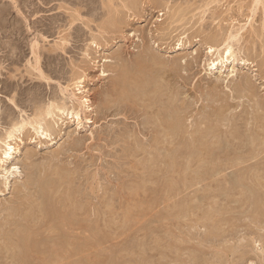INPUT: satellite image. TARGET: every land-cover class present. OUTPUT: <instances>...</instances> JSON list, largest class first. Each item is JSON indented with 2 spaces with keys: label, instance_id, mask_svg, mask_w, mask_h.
<instances>
[{
  "label": "rangeland",
  "instance_id": "rangeland-1",
  "mask_svg": "<svg viewBox=\"0 0 264 264\" xmlns=\"http://www.w3.org/2000/svg\"><path fill=\"white\" fill-rule=\"evenodd\" d=\"M70 1L76 2V0H66L65 2L64 0H0V140L4 139L6 132L11 129L9 127H11V124L15 120L18 121L22 118L23 115L25 117L30 115L31 117L35 116L38 108H47L50 103L59 104L61 100L62 101L60 104L67 103V106H70V108L74 107L73 103L75 106L78 105L77 101H71L73 99L70 97V93L66 92L65 94H63L60 88L61 86L65 87L69 84H73L74 81H77L79 77H82L84 79V84L82 85V91L84 92L81 93L82 95L84 94L90 99L91 105L90 110H86V112L82 113V119L79 122L75 116L73 117L71 115H65L61 120H58L57 115L54 117H47V120L50 119L49 122L47 121V123L53 122L52 125L54 126L53 129H51V133L53 134H51V136L39 135L32 127L25 128L26 130L24 129L22 133L18 134L19 139H16V146L19 145L18 147H20V150L18 149V151L14 153L11 160H9L7 163H5L4 165L3 163L1 164L2 166H4L3 168L0 166V173L2 172L0 179L3 177L2 175L3 173H5L4 169L6 168L8 170L11 169L12 171V167L16 165L18 166L19 171L18 172L17 169H13L14 171H16V173L14 175H11L12 178L10 177L8 185L4 184V177L3 179H1L3 181L0 180L2 182L0 183V225L2 224L1 226L3 227V225L6 224L3 229L8 227L7 224L13 225V223H15L14 227L20 225L21 221H23L21 220L23 219V214L21 213H23V211H26V207L30 205L29 201H32L29 199L36 200L38 198V200H41V197H43V192L40 187L43 183H47L46 185H53V183H56V190L61 189L60 192H64V190H66L65 195L67 199H65L64 193H61V196L60 194H57V197L60 196V200L61 198L62 200L61 202L60 200L56 201L57 204L54 203V206L57 208L56 210L58 212V215L60 213V215L62 216L59 217L60 215H56L57 218H53V220L56 221L54 223L52 219L51 221H47L49 227L52 225V228L54 227L55 229L59 230L57 231L58 234L51 233L50 231H53L55 229H51L50 227V230L48 225H46V222L45 226H43L44 228L47 226V231L46 228L44 229L41 227L40 232H38L39 237L35 236L37 239L35 237L34 238L36 240L33 239V242L38 249L30 253L29 259L25 263H22L21 261L20 264H42L40 256L45 253L46 255L53 254L54 251H61L60 253L63 254L62 256L60 254V257L58 256L59 259L57 258V264H114V262H118L117 264H162V262H166L167 264H181L183 261L184 263L182 264H196L195 257L198 255L200 256H198V259H201L200 262L202 264H211L210 262L213 260L212 257H214L215 254H217L216 256L222 255V253L224 254L225 258L223 255L222 258L224 259L218 256L220 258V261H217L219 260V258L214 257V259L217 258L215 259L217 262L212 264H221L223 262L224 264H264V215L256 212L257 216H255V213H253L255 212L254 205L249 204L248 206V204L242 202V199L245 200L244 193H241L243 192L242 190L244 187H234V184L239 185V181L242 178L244 180V177L246 178V176V179H250L252 178L251 176H253L254 178V176L256 175V179L259 177V180L261 179L260 182L262 180L264 181V179H262L264 178V174H262L264 173V0L263 2L259 3L260 6L255 2V0H216V2L209 0L212 1L211 3L208 2V0H127L128 4L127 2H123L122 0H113L114 5L111 8H104L102 5L103 0H85L87 3L84 0H77L76 3H72ZM121 2L122 6H119ZM79 3L81 6L79 5ZM117 3H119L118 7L115 6L117 5ZM129 3H131V5ZM91 4L93 5V9L90 11V8H92ZM163 4L164 7H161L163 6ZM64 7L68 8L66 9ZM75 7L81 10L83 18L82 20L76 21L74 25H72L71 29L69 24L70 13L73 12ZM113 7L116 8L114 9ZM108 8L111 11H109ZM70 9L72 10L69 11ZM89 18H92L91 22L89 23L90 27L89 25L87 26L86 24H84L89 21ZM82 21H84V23ZM117 21L120 23L118 24ZM247 22L249 23V25ZM242 24L247 29L244 27V29L241 30V37H239L240 40L239 42H236V49L239 52V60H236L235 62L228 61L224 63L225 66L222 65L223 67L221 66V64H219V66L217 65L218 67L212 68L209 64L211 62L209 61L211 60V55L209 54L208 49V43L211 40L209 39V37L211 36L210 38H212L213 35L227 36L229 30L232 29L231 27L234 26L232 30L238 29ZM58 32H60L61 34H58ZM60 36L70 37L68 38L69 41L66 43L67 49L65 46L66 50H58L57 52L49 53L48 51L51 49L52 45H55L56 41H60ZM93 38L94 41H96L95 43L92 40ZM35 40L39 41L38 43L40 45V67L45 72L44 75L46 77L44 78L38 76V70H35V68L31 66V63L34 62V55L32 53L31 45ZM239 45H241V47ZM155 58L159 59L160 61L156 60ZM139 60H141V62L143 61L144 63L141 64ZM150 61H152L153 65ZM156 63L157 65L155 66ZM143 64H147V66L149 65V67L146 68V66ZM234 65L236 67L234 74L228 76V73H230ZM135 66L137 68L139 67L138 69H142L140 78H143L142 82L144 83V85L146 84V87L148 86L146 89L148 90V92L152 93L153 97H150L151 95L148 94V92L147 96H149V99L145 95L146 92L143 94L144 97H142L143 95L135 96L131 93L130 95L133 96V99L130 96L121 95V93L118 92V94L122 98L126 96L122 99L117 94L116 90L114 92V83L116 84V82L114 81H117V79L120 77L119 74H122L130 69L131 71L129 72H133L134 70L135 72L138 71ZM160 67L162 70L159 69ZM123 68L127 69H125L124 71ZM156 69L157 73L154 72ZM151 71L153 72L152 74ZM159 71H163L161 72L163 75L160 74ZM136 73L140 72L138 71ZM145 73L146 75L149 74L150 77L152 75V78H150L149 75L146 76ZM143 74L145 75V77ZM155 75L158 77L156 78ZM75 77L77 79H75ZM153 78H155V80ZM146 79L147 82H150L149 84L146 82ZM158 80H160L161 82ZM241 81L246 83L247 86H245V84ZM164 84L166 85L165 90L169 88L170 91L168 89L166 91L163 90V88L165 87ZM240 84L244 85L246 89L243 86L242 88ZM157 86L159 88L160 86L163 88L158 89ZM71 87L73 88L74 86L71 85ZM150 88L152 89V91ZM153 89L157 90L154 91ZM160 90L161 92H159ZM162 90L165 92H163ZM171 90L176 91V93ZM167 91L169 93H166ZM108 92H110L111 95ZM77 93H80V91H78ZM156 93H161V97ZM177 93L179 95V99L177 98L178 96H176ZM112 94H114L115 96H112ZM164 94H166L165 96H167L168 94L169 98L168 96L166 97L167 108L171 106L170 108H172V111L174 113L173 117L177 120L176 122L174 121V125L177 123V126L175 125L176 128H173V130L172 128H160L159 126H155L150 123V120L152 119H150V117L155 116V114L153 115L154 111H158L159 108H164L163 111H167V108L165 107L166 100ZM170 94H173L174 96ZM139 96L140 98H142L141 100L138 99ZM145 96L149 101L145 99ZM117 97L122 99V101L119 102ZM154 97L157 98L153 99ZM126 98L128 101H124V99L126 100ZM152 99L153 101L155 100V102H152ZM55 100L56 102H54ZM112 100H114L115 102L112 103ZM133 100L135 102L137 101L138 104L142 107L139 106L137 102H132ZM169 100L174 103H169ZM145 101L148 103V105L147 103H145ZM151 103L153 105L156 104L155 106L158 107H156V109L154 110L155 107L152 106V108L151 106H149L151 105ZM180 103H182V105H180ZM132 104H135L136 107ZM176 104L180 105V112H183L184 109H187L186 111L184 110V114L181 113L178 116H175V114L177 115L176 112H179L177 108L178 105ZM137 105L139 107H137ZM174 105L175 107H173ZM144 108V111L146 112L147 110L148 114L147 112L144 113V111L142 110ZM148 108H152V110H154L152 111L153 113H151ZM175 108H177L176 111ZM181 108H183V110ZM139 109L140 113L138 112ZM185 113L190 114L186 115ZM145 115L146 117L148 116L147 118L149 119L145 118ZM180 115L184 116L181 117ZM88 116L89 119L87 120ZM202 118L203 120L205 119V121H203ZM145 119L149 121L148 124H151L152 127L146 124L147 122H145ZM182 121L184 122L183 124H181V128L178 123H182ZM142 123L146 126V128H143L145 126ZM158 129L160 130V132H158ZM177 129H179L178 132L176 131ZM196 129H199V132H202L203 134L198 133ZM201 129L203 131H201ZM166 130L168 132H166ZM151 131L156 132L154 133ZM171 131L173 135L170 134ZM193 132L195 133V135L198 133L196 137L195 135L193 136ZM152 135H154L155 138L159 139L160 142H162V140L164 141V144H160V147L163 148H160L159 150L162 153H165L162 157H157L158 160H160L159 162H157V158L153 159V157H156L155 154L154 156H152V153L156 151V146H154L156 145V141H151L153 140L151 138L154 137H152ZM213 135L215 136V138H212ZM252 136H254L255 138ZM155 138L154 140H156ZM174 138L176 139L174 140ZM193 138L196 139L193 140ZM203 139H205V141H202ZM165 140H168V142H166ZM173 140H177L176 142L178 143L175 144ZM173 142L175 145L173 144ZM188 142H190L191 145H189ZM208 142L210 145L206 144ZM140 143L143 144L141 145ZM165 143L166 149H164ZM167 143H170L169 146H172L171 144H173L174 147H169ZM218 143L219 147L217 148L215 146H217ZM13 144H15V141ZM145 144L148 145H146L145 147ZM149 144L151 146H149ZM187 144L189 145L188 150H186ZM210 146H213L215 148H210ZM132 149H134V151L136 149L135 153L137 152V155L135 153V155L132 154V152H134ZM142 149L144 152L142 151ZM176 150L178 152H176ZM189 150L190 152L187 154ZM172 151L173 153L170 154V152ZM197 151L199 153H197ZM139 152L141 153V155ZM229 152L232 154H230ZM28 154L30 155V157H28ZM130 154H132L134 157ZM177 154L179 155L177 156ZM185 154L187 156H185ZM215 154L218 157H216ZM206 155L208 159L205 158ZM143 156H145L146 158L143 159ZM173 156H175V158H173ZM199 156L202 157L198 159ZM193 157L195 158V164H193L194 161L192 163V159H190ZM203 157L205 160H202ZM219 157H221V159ZM230 157L233 158L231 159ZM172 158L174 159V162ZM153 160L155 163V167L153 166L154 163H152ZM189 160L190 163H188ZM218 162H220L221 164L219 163V165ZM138 163L140 164L137 165ZM141 163H143V165H141ZM144 163H147V165H144ZM159 163L161 171L159 167L156 169ZM164 163L165 166H163ZM149 164H151L153 168L150 167L151 169H149ZM188 164H191V167ZM142 167L143 169H139ZM57 169L59 171H57ZM152 169L153 172H149ZM173 169L175 173L173 172ZM218 170H221V172ZM145 171H147L148 173H146ZM247 171H249L250 173H252V171H255L256 173L260 172L259 174H261L262 178L258 175V173L250 174ZM51 172H53L55 175H52ZM69 172H71V174H69ZM188 173L189 175L187 177L189 179L187 180L185 177ZM209 173H211V176H209ZM197 174H200V176H198ZM61 175L63 176L62 179ZM151 175L153 178H151ZM194 175L198 176L199 178H193ZM206 175L209 176V178L206 177ZM58 177L60 178V180H63L65 177V180L59 182L60 180ZM218 177L220 179H218ZM190 178L193 179L191 180ZM246 179L244 182H246ZM69 180L73 183L71 182L72 184H70ZM170 180H172V182L174 181V184L178 185H173ZM252 180L250 179L249 181ZM25 181H29L28 183L30 185L28 186V183H26ZM66 181H68L69 183ZM168 181L170 182V184L168 183ZM176 181L178 182L176 183ZM24 182L25 184H22ZM180 182H182V185L179 184ZM215 182H217L216 184L218 186H220V183L223 182L221 188L218 187ZM139 183H141V185H139ZM187 183L189 185H187ZM253 183L254 182H251L249 183V185L256 187V190H254V195L257 196H253V194L250 192V194L253 196H251L252 199L254 197H261L262 194V196L264 197V183L262 182V185H260L259 187L258 185L255 186ZM19 185L21 188V192H24L21 193V195L23 194L26 198L19 195L20 192L18 191L20 190L19 187H17ZM25 185L28 187L27 189L25 188ZM58 185L60 186V188ZM186 185L188 188H185ZM193 185L194 187H192ZM212 185L213 187H215H211ZM68 186H70V189L67 188ZM171 186H174L173 189L177 188V191L174 190L172 192ZM64 187L67 189H65ZM169 187H171V189ZM245 187L249 188L248 185ZM29 188H33L31 193ZM132 188H135V191H133ZM234 188L235 191H233ZM68 189L71 190V198L70 191ZM206 189H209L210 192H214H207ZM179 190L185 191L180 192ZM67 191H69V193ZM138 191L139 194L135 193ZM168 191H170L169 193H171L172 195L170 194L169 196ZM32 192L34 193L32 194ZM226 192L229 194H227ZM231 193L235 194L233 195ZM27 194H29V197L26 196ZM31 194L32 196L30 197ZM130 194L134 196L132 197ZM163 194H168V197L166 195L164 196ZM206 194L208 195L206 196ZM177 195L179 196V198ZM187 195H189V199H187ZM241 195L243 197H240ZM173 197L177 202L174 203ZM225 197H227L228 199H226ZM18 198L19 200H17ZM165 198L166 202L164 201ZM255 198L254 200H257ZM69 199L70 201H68ZM181 199L184 202H182ZM26 200L29 201L27 202ZM66 200L68 203L66 202ZM78 200H81L82 202ZM162 200L167 205L171 202L170 207L169 205H166V207H164L165 203ZM219 200L220 202H218ZM214 201L216 202L214 203ZM240 201L243 204H240ZM18 202L21 204H19ZM23 202L25 205L28 203V205L25 206ZM58 202L60 203V205ZM76 202H79L80 204H78L77 206ZM248 202H251V199H248ZM181 203H184V208H181ZM16 205L18 206L16 208L19 211H15ZM63 205L65 206V208L63 207ZM82 205L84 206L81 207ZM250 205L252 206V208ZM19 206L25 209L22 211V208L19 209ZM76 206L78 207V209ZM189 206L191 207L189 208ZM222 206L224 208L226 206L225 210ZM11 207H14V209H12ZM199 207L200 209H198ZM163 208H167L168 211L167 209L165 210ZM176 208L178 209V211ZM250 208L253 211H251ZM2 209L5 211L8 210V212L10 209V212H14L13 215L15 214V217H13L10 212L9 215L8 212L5 215L6 212L3 213ZM82 209H85V211ZM126 209H128L129 211ZM220 209H223V211H220ZM69 210H71V212ZM188 210H190V212ZM17 211L19 212V214H21V217L19 216V214L16 216ZM63 211L67 212L65 213ZM73 211H75V213L79 216L78 217L75 214V216L78 218H76L75 216L73 218L75 219V222L77 220V223L80 226L73 225V227L72 224H68L70 223L69 221L71 219L68 217ZM126 211H128L129 213ZM209 211L211 213H214L215 211V213L217 212V215L220 214V217L216 216V218H224L223 221L218 219L216 220L215 217L214 219L212 218V221L205 220L211 219L206 217ZM250 211L253 213V215ZM176 212H179L180 214H175ZM182 212L186 213H184L183 215ZM188 212L192 214V216H190ZM203 213L205 214L203 215ZM163 214L166 215L164 216ZM3 215H5V217ZM193 215L194 218L195 215H197L195 218L196 220L193 218ZM9 216H12L13 220L12 217ZM197 217H199V219ZM66 218L69 221H67ZM164 218L170 219L171 221L166 220V225V221ZM175 218H178L177 221ZM180 218L183 219L180 220ZM226 218L228 219V221ZM4 219H6L7 221ZM87 219H89L90 221ZM161 219L163 221H161ZM230 219L231 222H229ZM9 220H12L14 222L10 221L9 224ZM4 221L6 223H4ZM17 221L19 223H17ZM172 221L174 223H172ZM196 221H200V224L195 223ZM209 221L211 223H209ZM219 221L221 222L219 223ZM49 222H51L52 224H50ZM176 222H178V224L183 222L184 224L182 223L183 225L180 226L176 225ZM193 223L195 224V226ZM205 223L208 226L209 230L207 226H205ZM86 224H90L89 227L92 226L94 228L90 227V229ZM170 224L174 227H172ZM230 225L232 226V228ZM1 226L0 230L2 229ZM82 226H84V228H86L88 232L84 229L86 231L85 232ZM78 227L82 228L78 229ZM211 227L212 229L214 228L215 231L217 230V233L222 231L223 233L219 235L215 231L211 230ZM226 227L228 229H231L228 233ZM176 228H180L179 231L181 232L177 231ZM234 228L237 229L234 230ZM8 229H10V226L8 227ZM99 229L103 230H100L99 232ZM42 230H44L45 232H43ZM175 230L180 233V235H174V237L173 234H177ZM93 231H95L94 234L96 233V236L93 235ZM166 231H168L169 233L171 232L170 235L173 233L171 235L172 237H168L167 234L169 233H166ZM209 231H211L210 234H208ZM47 232L50 233L48 234ZM163 233L165 234L163 236L166 237L165 241H169L165 242V244L164 242H156L157 240L159 241V238L160 236L162 237ZM230 233L232 234L230 235ZM211 234H217V236H213ZM89 235L95 237V239L91 243L94 245V248L92 247V245H90V243L82 244L84 240L90 239L92 237ZM206 235L207 237L209 235V239L212 236L210 241H207L208 238L206 237ZM218 235L220 236L219 238H221V235H229L230 238L228 237L225 240L227 241V243L229 240L230 244L227 245L226 241H222L225 238L224 236V238L222 237V240H219ZM164 237L160 240L162 241ZM170 237L172 239H170ZM173 237H179L176 239L178 244L176 243L175 239H173ZM183 238L185 239L182 241ZM214 238L219 241L215 240ZM67 239L69 241H67ZM201 239L206 240L202 241ZM185 240L192 244H190L189 246V243H187L186 241L181 246L180 241L184 242ZM199 240H201L202 242ZM63 241L65 242L63 243ZM213 241H216L217 244L215 243L216 246H213L215 245L213 244L210 247V243H214ZM162 243L164 245H162ZM168 243H172V245L166 247L168 246ZM201 243L203 244L201 245ZM176 244L178 246H176ZM218 244H220L221 246ZM224 244H226L225 246H228L229 248L233 246L232 248L235 249V251L231 252L233 251L232 248H230L231 251H229L230 249L226 247L229 251L228 252L225 249ZM63 245L67 247L65 248ZM185 246H187L188 248H186ZM199 246H201L202 248H199ZM62 247L64 248L62 249ZM172 247L178 250L174 251L175 249H173ZM189 247H192V249H190ZM56 248L59 250H57ZM79 248L80 250L77 251ZM182 248L188 250L183 251ZM168 249H171L169 250V253H167ZM193 249L197 250L194 251ZM218 249H224V252L220 251V254ZM50 250L52 251L51 253H49ZM191 250L193 251V253L195 252L194 255L193 253L188 252ZM125 251L127 253H125ZM130 251L132 252V254H130ZM197 251H200V253L203 252L204 254L201 255L200 253H197ZM42 252L43 254H41ZM175 252H177L178 255L177 253L175 254ZM164 253L171 256L172 258L167 257V255H164ZM179 253H181V256ZM196 253L198 255L195 256ZM205 253L210 254V256L213 255L212 257H209V255L205 256V258L209 257L210 259H212L210 260V262L207 261V258H204L205 260L203 259ZM227 253H229L230 255H228ZM183 254L185 255L184 257L182 256ZM192 255L195 256L194 259L188 257ZM181 257L184 260L181 259ZM173 258L178 260H173ZM6 259L7 257L3 258V260L5 261L3 263V260L1 259L2 261L0 260V264H8V259L9 261L12 260L10 258H8L7 260ZM202 259L204 261H202ZM181 260L183 261L181 262ZM199 260H196L198 264L200 263ZM185 261L187 262L185 263ZM190 261H193L194 263H190ZM14 263L15 262H13L12 264ZM54 263L55 262H50L46 264Z\"/></svg>",
  "mask_w": 264,
  "mask_h": 264
},
{
  "label": "bare ground",
  "instance_id": "bare-ground-1",
  "mask_svg": "<svg viewBox=\"0 0 264 264\" xmlns=\"http://www.w3.org/2000/svg\"><path fill=\"white\" fill-rule=\"evenodd\" d=\"M66 0H64V2H65ZM85 1V0H84ZM90 1V0H89ZM93 1V0H92ZM120 1V0H119ZM123 2H127V0H122ZM212 1H215L216 2V0H212ZM212 1H209L208 0V2H212ZM70 2H72V3H76L77 2V0H76V2H73V1H70ZM79 2V1H78ZM83 2V1H82ZM86 2V1H85ZM132 2V1H131ZM159 2V1H158ZM161 2V1H160ZM255 2L257 3V4H259V3H261V2H263V0H255ZM43 3H45V2H43ZM50 3V2H49ZM81 3V2H80ZM80 3H79V5H80ZM87 3V2H86ZM94 3V2H93ZM133 3V2H132ZM136 3V2H135ZM210 3H209V5H210ZM264 3V2H263ZM262 3V4H263ZM66 4V3H65ZM78 4V3H77ZM83 4V3H82ZM89 4V3H88ZM115 4H116V2H115ZM118 4L119 3H117V5H115V6H117L118 7ZM126 4V3H125ZM127 4H128V2H127ZM130 5H131V3H129ZM134 4V3H133ZM63 5V4H62ZM70 5V4H69ZM92 5V4H91ZM102 5H103V7L104 8H107V7H109V8H111L114 4H113V0H103V2H102ZM124 5V4H123ZM208 5V6H209ZM66 6H68V5H66ZM81 6V5H80ZM85 6V5H84ZM119 6H122V2H121V4L119 5ZM128 6V5H127ZM165 6H167V5H165ZM259 6H260V4H259ZM58 7V6H57ZM62 7V6H61ZM72 7V6H71ZM86 7V6H85ZM88 7H90V6H88ZM125 7V6H124ZM161 7H164V4H163V6H161ZM60 8V7H59ZM64 8H66V7H64ZM68 8V7H67ZM66 8V9H67ZM94 8H96V7H94ZM101 8H102V6H101ZM103 8V9H104ZM108 8V9H109ZM114 9L116 8V7H113ZM125 8H127V7H125ZM169 8V7H168ZM260 8V7H259ZM264 8V7H263ZM82 9V8H81ZM93 9V5H92V8H90V11ZM122 9V8H121ZM128 9V8H127ZM136 9V8H135ZM72 9H70L69 11H71ZM132 10V9H131ZM178 10V9H177ZM183 10V9H182ZM37 11V10H36ZM88 11V10H87ZM106 11V10H105ZM109 11H111L110 9H109ZM118 11H120V10H118ZM122 11V10H121ZM124 11V10H123ZM129 11H130V9H129ZM94 12H96V11H94ZM115 12V11H114ZM117 12V11H116ZM106 13V12H105ZM107 14V13H106ZM113 14V13H112ZM114 14H116V13H114ZM69 15V14H68ZM91 15V14H90ZM93 15V14H92ZM83 16V14H82V12H81V10L79 9V8H77V7H75L74 8V10H73V12L72 13H70V22H69V24H70V28L72 29V25H74V23L76 22V21H78V20H82V17ZM58 17V16H57ZM69 17V16H68ZM90 17V16H89ZM92 17V16H91ZM60 18V17H59ZM108 18V17H107ZM69 19V18H68ZM214 19H215V17H214ZM217 19V18H216ZM55 20H56V18H55ZM61 20V19H60ZM88 20V19H87ZM91 20H92V18H89V21H87L86 23H84V21H82L84 24H86L87 26L89 25V23L91 22ZM116 20V19H115ZM118 20V19H117ZM67 21V20H66ZM69 21V20H68ZM216 21V20H215ZM252 21H253V19H252ZM118 22V21H117ZM107 23V22H106ZM120 22H118V24H119ZM248 23V22H247ZM252 23V22H251ZM68 24V25H69ZM109 24H111V23H109ZM232 24V23H231ZM246 24V23H245ZM67 25V24H66ZM239 25V24H238ZM243 25V24H242ZM241 25V27L240 28H238V29H234V30H232L233 29V27H231L232 29H230V30H232V31H230L229 30V33H228V35L227 36H223V35H213L212 36V38H210L209 37V39H211L210 40V42L208 43V45H209V47H208V49H209V54L211 55V60H209V61H211L209 64L211 65V67L212 68H216V67H218L219 66V64H221V66L222 65H224L225 66V64L224 63H226V62H228V61H232V62H235L236 60L238 61L239 60V58H238V54H239V52L237 51V49H236V42H239V40H240V38L239 37H241L240 35H241V30L242 29H244V25L242 26ZM248 25H249V23H248ZM61 26V25H60ZM253 26V25H252ZM89 27H90V25H89ZM236 28H237V25H236ZM246 28V27H245ZM252 28V27H251ZM58 29H60V28H58ZM247 29V28H246ZM76 30V29H75ZM74 30V31H75ZM214 30V29H213ZM219 30V29H218ZM217 30V31H218ZM264 30V29H263ZM62 31V30H61ZM217 31H216V34H217ZM225 31V30H224ZM255 31V30H254ZM60 32H58V34H59ZM61 34V33H60ZM67 34V33H66ZM70 34V33H69ZM94 34V33H93ZM218 34H219V32H218ZM222 34V33H221ZM226 34V33H225ZM66 36H68V35H66ZM66 36H60L59 37V39H60V41H56V43H55V45H52V47H51V49L48 51L49 53H51V52H57L58 50H64L65 49V46H66V43L69 41L68 40V38H70V37H66ZM92 36V35H91ZM243 36V35H242ZM94 37V36H93ZM95 38H97V37H95ZM34 40V39H33ZM38 40V39H37ZM37 40H35L33 43H32V45H31V48H32V53H33V55H34V62L33 63H31V66H33V68H35V70H38V72H39V75L38 76H40V77H46L45 75H44V71L42 70V68L40 67V57H41V55H40V49H39V41H37ZM93 40V42L95 43L96 41H94V38L92 39ZM96 40V39H95ZM240 47H241V45H239ZM66 49H67V46H66ZM65 49V50H66ZM239 50V49H238ZM154 55V54H153ZM152 55V56H153ZM156 56V55H155ZM214 56H215V58H214ZM240 57V56H239ZM138 59H140V58H138ZM152 59H153V57H152ZM156 59V58H155ZM154 59V60H155ZM148 60V59H147ZM156 60H159V59H156ZM155 60V61H156ZM243 60V59H242ZM140 62H141V60H139ZM144 61H146V60H144ZM154 61V62H155ZM160 61V60H159ZM30 62V61H29ZM135 62V61H134ZM151 62V64H152V61H150ZM153 62V63H154ZM157 62V61H156ZM245 62H246V60H245ZM137 63V62H136ZM135 63V64H136ZM142 63H144L143 61L141 62V64ZM149 63V62H148ZM159 63V62H158ZM29 64V63H28ZM151 64H150V66H151ZM162 64V63H161ZM138 65V64H137ZM136 65V66H137ZM143 65H145V64H143ZM143 65H141V66H143ZM153 65V64H152ZM157 65V63L155 64V66ZM163 65V64H162ZM218 65V66H217ZM132 66V65H131ZM135 66V67H136ZM140 66V65H139ZM146 66V68L147 67H149V65L147 66V64L145 65ZM125 67V66H124ZM158 67V66H157ZM163 67V66H162ZM165 67V66H164ZM210 67V66H209ZM223 67V66H222ZM132 68V67H131ZM139 68V67H138ZM137 67H136V69H138ZM145 68V67H144ZM150 68H152V67H150ZM149 68V69H150ZM235 65L233 66V69L230 71V73H228V76H231V75H233L234 74V71H235ZM124 69V68H123ZM123 69H121V70H123ZM125 69H127V68H125ZM125 69H124V71H125ZM149 69H147V70H149ZM159 69H161V67L159 68ZM165 69V68H164ZM133 70V69H132ZM141 70L142 69H138V71L140 72V73H136V72H138V71H136L135 72V70L133 71V72H129V71H131V69L130 70H128V71H125L124 73H118L119 74V78L117 79V81H114V82H116V84L114 83V85H115V88H113L114 89V92H115V90H116V92H117V94H118V92L119 93H121V95H127V96H130L131 98H133V96H131L130 94L132 93V95L134 94L135 96H137V95H143L145 92V95L147 96V92H148V90L146 89L147 87L144 85V83L142 82V80H143V78L141 79L140 78V75L142 74L141 73ZM146 70V69H145ZM153 70V69H152ZM162 70V69H161ZM166 70V69H165ZM157 71V69L154 71V72H156ZM120 72H122V71H120ZM135 72V73H134ZM161 72H163V71H161ZM160 71H159V73L160 74H162ZM150 73V72H149ZM153 72L151 71V74H152ZM157 73V72H156ZM158 73V74H159ZM157 74V75H158ZM144 75V74H143ZM145 75H146V73H145ZM145 75H144V77H145ZM149 74H147L146 76H148ZM154 75V74H153ZM163 75V74H162ZM47 77H50V76H47ZM149 77H150V75H149ZM155 77L157 78L158 76H156L155 75ZM160 77V76H159ZM164 77V76H163ZM162 77V78H163ZM140 78V79H139ZM150 78H152V75H151V77ZM75 79H77L76 77H75ZM154 80H155V78H153ZM84 79L82 78V77H79L78 78V80L77 81H74V83L73 84H69V85H67V86H61V92H63V94H65L66 92H68V93H70V97L73 99V100H71L72 102L73 101H77V104L78 105H74V103H73V108H70V106H67V103L65 104H60L61 103V101L59 102V104H55V103H50V105L47 107V108H38L37 109V111H36V115L35 116H33V117H31V115L30 116H27V117H25L24 115L22 116V118L21 119H19L18 121L17 120H15L12 124H11V127H9V128H11V129H9L7 132H6V135H5V137H4V139L3 140H0V166L3 168L4 166H2L1 164L3 163V165L5 164V163H7L9 160H11V158L13 157V155H14V153L15 152H17L18 151V149L20 148V147H18V146H16V139H19L18 138V134L19 133H22L23 132V130L25 129V128H33L36 132H37V134H39V135H43V136H51V129H53V122L52 123H47V121L49 122V120H47V117H54V116H56L57 115V117H58V120H61L62 119V117L63 116H65V115H71V116H75L76 117V119L78 120V122L82 119V113L83 112H86V110H90L91 109V105H90V99L86 96V95H82V93L81 92H84V91H82V89H83V84H84V81H83ZM145 81V80H144ZM151 81H153V80H151ZM158 81H160V80H158ZM146 82H147V79H146ZM156 82V81H155ZM161 82V81H160ZM242 82V81H241ZM246 82V81H245ZM148 84L150 83V82H147ZM242 83H244V82H242ZM159 84H163V83H159ZM245 84V86H247L246 85V83H244ZM248 84V83H247ZM71 85H73L74 87L72 88L71 87ZM165 85V84H164ZM241 85V84H240ZM145 86V87H144ZM150 86H152V85H150ZM156 86V85H155ZM159 86V85H158ZM157 86V87H158ZM244 87V85H241V87ZM242 87V88H243ZM163 87H161L160 86V88L158 87V89H162ZM165 88H166V85H165V87L163 88V90H165ZM245 88V87H244ZM151 89V88H150ZM168 90H169V88H167ZM166 89V90H167ZM171 89V88H170ZM246 89V88H245ZM250 89V88H249ZM110 90H112V89H110ZM147 90V91H146ZM154 90V89H153ZM157 90V89H156ZM156 90H154V91H156ZM162 90V91H163ZM165 90V91H166ZM248 90V89H247ZM246 90V91H247ZM78 91H80V93H77ZM85 91H86V89H85ZM151 91H152V89H151ZM165 91H163V92H165ZM170 91V90H169ZM171 91H174V90H171ZM113 92V93H114ZM158 92V91H157ZM159 92H161V90L159 91ZM87 93V92H86ZM109 94H110V92H108ZM166 93H169L168 91L166 92ZM173 93V92H172ZM174 93H176V91H174ZM173 93V94H174ZM78 94H80V95H78ZM116 94V93H115ZM148 94H150L151 96L150 97H153V95H152V93H150V92H148ZM156 94H159V93H156ZM161 94V93H160ZM160 94H159V96H160ZM173 94H170V95H172V96H174ZM111 95V94H110ZM119 95V94H118ZM155 95V94H154ZM162 95H163V93H162ZM166 94H164V96H165ZM65 96V95H64ZM112 96H115L114 94H112ZM120 96V95H119ZM146 96H145V99L147 100V101H149L148 99H149V96H147L148 97V99L146 98ZM156 96V95H155ZM167 96H168V94H167ZM167 96H165V100H166V108H167V99H166V97ZM176 96H178L177 98L179 99V95H178V93H177V95ZM208 96H210V95H208ZM106 97V96H105ZM121 97V96H120ZM126 96H124L123 98H125ZM142 97H144V95L142 96ZM161 97V96H160ZM107 98H108V96H107ZM116 98V97H115ZM118 98V97H117ZM122 98V97H121ZM122 98V99H123ZM128 98V97H127ZM127 98H126V100L124 99V101H128L127 100ZM130 98V99H131ZM157 97H154L153 99H156ZM159 98V97H158ZM168 98H169V96H168ZM122 99H120V98H118V101L120 102V101H122ZM134 99V98H133ZM139 100H141L142 98H140V96H139V98H138ZM151 99V98H150ZM153 99L151 100L152 102H155V100L153 101ZM160 99H162V98H160ZM164 99V98H163ZM170 100H172V99H170ZM169 100V103L171 102ZM177 100V99H176ZM64 101V100H63ZM123 101V102H124ZM143 101H144V98H143ZM161 101V100H160ZM159 101V102H160ZM179 101H181V100H179ZM178 101V102H179ZM51 102V101H50ZM54 102H56V100L54 101ZM113 102H115L114 100H112V103ZM117 102V101H116ZM132 102H135L134 100L132 101ZM137 102V101H136ZM135 102V103H136ZM163 102H165V101H163ZM177 102V101H176ZM175 102V103H176ZM145 103H147L146 101H145ZM168 103V104H169ZM172 103V102H171ZM174 103V102H173ZM172 103V104H173ZM183 103V102H182ZM182 103H180V105H182ZM49 104V103H48ZM137 104H138V102H137ZM141 104V103H140ZM144 104V103H143ZM184 104V103H183ZM186 104V103H185ZM130 105H131V103H130ZM132 105H135V104H132ZM139 105V104H138ZM137 105V107H139V106H141V105H139L138 106ZM147 105H148V103H147ZM147 105H146V108H147ZM156 105V104H155ZM155 105H153L152 103H151V105H149V106H153V107H155L154 108V110L156 109V107H158V106H155ZM161 105V104H160ZM176 105H178V104H176ZM180 105H178L177 106V108H178V111H179V106ZM114 106V105H113ZM148 106V107H149ZM170 106V105H169ZM185 106V105H184ZM183 106V107H184ZM108 107V106H107ZM132 107V106H131ZM134 107V106H133ZM135 107H136V105H135ZM142 107V106H141ZM144 107V106H143ZM152 107V108H153ZM160 107V106H159ZM161 107H163V106H161ZM171 107V106H170ZM167 108V111H163L164 110V108L163 109H161V108H159L158 109V111H154V110H152V108H148L149 110H150V112L151 113H153L152 111H154V113H153V115L155 114V116H153V117H150V123H152L153 125H155V126H159L160 128H172V130H173V128H176L175 127V125L177 124H175L174 125V123L177 121L176 119H174V117H173V115H174V113H173V111H172V108ZM173 107H175V105L173 106ZM187 107V106H186ZM78 108V109H77ZM177 108H175V111H176V109ZM185 108V107H184ZM182 110H183V108H181ZM180 109V110H181ZM215 109V108H214ZM109 110V109H108ZM143 111L145 110V108L144 109H142ZM166 110V109H165ZM185 110V109H184ZM184 110H183V112H184ZM187 110V109H186ZM185 110V111H186ZM35 111V110H34ZM140 111V109L138 110V112ZM92 112V111H91ZM142 112V111H141ZM146 112H147V110H146ZM145 111H144V113H146ZM149 112V113H150ZM180 112V111H179ZM176 112L177 113V115L175 114V116H178L179 114H181V113H183V112ZM188 112V111H187ZM221 112H222V109H221ZM140 113V112H139ZM220 113V112H219ZM219 113H217V114H219ZM86 114V113H85ZM147 114H148V112H147ZM146 114V115H147ZM184 114V113H183ZM186 114V113H185ZM188 114V113H187ZM186 114V115H187ZM190 114V113H189ZM188 114V115H189ZM89 115V114H88ZM144 115V114H143ZM146 115H145V118H147L146 117ZM150 115V114H149ZM216 115V114H215ZM90 116V115H89ZM89 116H88V118H87V120L89 119ZM138 116H140V115H138ZM181 117H183L184 115H180ZM208 116V115H207ZM233 116V115H232ZM232 116H229V117H232ZM189 117V116H188ZM203 117V116H202ZM205 117H206V115H205ZM209 117V116H208ZM140 118V117H139ZM144 118V117H143ZM142 118V119H143ZM185 118H187V117H185ZM204 118V117H203ZM203 118H202V120H203ZM237 118V117H236ZM57 119V118H56ZM86 119V118H85ZM147 119H149V118H147ZM178 119V118H177ZM181 119V118H180ZM208 119V118H207ZM206 119V120H207ZM261 119V118H260ZM52 120V119H51ZM53 120H54V118H53ZM146 120V119H145ZM179 120V119H178ZM182 120H183V118H182ZM201 120V119H200ZM57 121V120H56ZM143 121V120H142ZM175 121V122H174ZM203 121H205V119L203 120ZM51 122V121H50ZM145 122H147L146 124L147 125H150L151 126V124H148V122L149 121H145ZM179 122H181V121H179ZM183 122L184 121H182V123H178L179 125H180V127L182 128V126H181V124H183ZM200 122H202V121H200ZM234 122H235V120H234ZM56 123V122H55ZM58 123V122H57ZM205 123V122H204ZM140 124V123H139ZM143 124V123H142ZM185 124V123H184ZM206 124V123H205ZM56 125V124H55ZM144 125V124H143ZM143 125H142V127H143ZM201 125V124H200ZM145 126V125H144ZM150 126H148V127H150ZM177 126V125H176ZM187 126V125H186ZM209 126H211V125H209ZM236 126V125H235ZM152 127V126H151ZM179 127V128H180ZM184 127V126H183ZM194 127V126H193ZM198 127H199V124H198ZM207 127V126H206ZM143 128H146V126L145 127H143ZM188 128V127H187ZM201 128H203V127H201ZM8 129V128H7ZM151 129H153V128H151ZM26 130V129H25ZM156 130V129H155ZM159 130V129H158ZM178 130L179 129H177L176 131L178 132ZM197 130V132L198 133H201V134H203L202 132H199L200 130L199 129H196ZM206 130V129H205ZM214 130V129H213ZM52 131H54V130H52ZM162 131V130H161ZM175 131V130H174ZM180 131H184V130H180ZM179 131V132H180ZM201 131H203L202 129H201ZM151 132H154V131H151ZM156 132V131H155ZM154 132V133H155ZM158 132H160V130L158 131ZM166 132H168L167 130H166ZM166 132H165V134H166ZM176 132V133H177ZM197 133V134H198ZM205 133V132H204ZM157 134V133H156ZM155 134V135H156ZM164 134V133H163ZM162 134V135H163ZM171 135H173L172 134V131H171V133H170ZM175 134V133H174ZM180 134V133H179ZM197 134L195 135V133L193 132V136L195 135V137L197 136ZM53 135V134H52ZM158 135V134H157ZM154 135H152V137H153ZM167 136V135H166ZM169 136V135H168ZM214 136V135H213ZM212 136V138H215V136L213 137ZM175 137V136H174ZM177 137V136H176ZM199 137V136H198ZM252 137H254V136H252ZM154 138H155V136L153 137V138H151V139H153V140H151V141H156L155 142V144L156 145H154V146H156L155 148H156V151L154 152V153H152V151H151V149H150V151H151V153H152V156H154V154H155V156L156 157H153V159L154 158H157V157H162L163 156V154L165 153V152H161L159 149L160 148H163V147H160V144H164V141L162 140V142H160V140L159 139H157V138H155L156 140H154ZM172 138V137H171ZM200 138V137H199ZM199 138H198V140H199ZM205 138V137H204ZM255 138V137H254ZM1 139V138H0ZM166 139V138H165ZM176 138H174V140H175ZM196 139V138H195ZM194 138H193V140H195ZM76 140V139H75ZM173 140V141H174ZM211 140V139H210ZM223 140V139H222ZM14 141H15V144H13L14 143ZM166 141V140H165ZM171 141V140H170ZM177 141V140H176ZM176 141H174L175 142V144H177L178 142H176ZM202 141H205V139H203ZM206 141H208V140H206ZM166 142H168V140L166 141ZM174 142H173V144H174ZM187 142V141H186ZM198 142V141H197ZM200 142V141H199ZM213 142V141H212ZM212 142H210V143H212ZM214 142H216V141H214ZM220 142V141H219ZM189 143V145H191V143L190 142H188ZM193 143H196V142H193ZM229 143V142H228ZM139 144V143H138ZM141 144V143H140ZM143 144V143H142ZM141 144V145H142ZM169 144L170 143H167V145L169 146ZM173 144H171L172 146H173ZM174 144V145H175ZM184 144V143H183ZM198 144V143H197ZM204 144V143H203ZM206 144H209V142L208 143H206ZM140 145V146H141ZM146 145H148V144H145V147H146ZM188 144H187V149L186 150H188V146H189ZM201 145H202V142H201ZM210 145V144H209ZM209 145H207V146H209ZM212 145H214V144H212ZM149 146H151L150 144H149ZM149 146H147V147H149ZM165 147H164V149H166V143H165V145H164ZM172 146H169V147H171L172 148ZM183 146H186V145H183ZM152 147H153V144H152ZM151 147V148H152ZM174 147V146H173ZM195 147H197V146H195ZM194 147V148H195ZM200 147V146H199ZM202 147V146H201ZM213 146H210V148H212ZM215 147H219V143H218V145L217 146H215ZM215 147H213V148H215ZM137 148H139V147H137ZM142 148H144V147H142ZM168 148V147H167ZM170 148V149H171ZM178 148V147H177ZM190 148V147H189ZM205 148V147H204ZM209 148V147H208ZM144 149H146V148H144ZM198 149V148H197ZM220 149V148H219ZM20 150V149H19ZM133 151H134V149H132ZM146 150H148V149H146ZM154 150V149H153ZM168 150V149H167ZM166 150V151H167ZM179 150H180V148H179ZM199 150V149H198ZM202 150V149H201ZM227 150V149H226ZM135 151H136V149H135ZM135 151L134 152H132V154H134L135 153ZM137 151H139V150H137ZM142 151H143V149H142ZM170 151V150H169ZM168 151V152H169ZM203 151V150H202ZM210 151V150H209ZM208 151V152H209ZM130 152V153H131ZM144 152V151H143ZM142 152V153H143ZM148 152V151H147ZM176 152H178L177 150H176ZM181 152H182V150H181ZM187 152V151H186ZM190 152V150L187 152V154ZM193 152V151H192ZM140 153V152H139ZM157 153V154H156ZM173 153V151L172 152H170V154H172ZM175 153V152H174ZM180 153V152H179ZM185 153V152H184ZM197 153H199L198 151H197ZM206 153V152H205ZM230 153V152H229ZM239 153V152H238ZM132 154H130V155H132ZM136 155H137V152L135 153ZM134 154V155H135ZM144 154V153H143ZM194 154V153H193ZM202 154H204V153H202ZM226 154V153H225ZM224 154V155H225ZM230 154H232V153H230ZM240 154V153H239ZM29 155V154H28ZM139 155V154H138ZM140 155H141V153H140ZM139 155V156H140ZM146 155V154H145ZM179 154H177V156H178ZM196 155V154H195ZM216 155V154H215ZM133 156V155H132ZM165 156V155H164ZM176 156V157H177ZM185 156H187L186 154H185ZM190 156H191V154H190ZM28 157H30V155L28 156ZM27 157V158H28ZM134 157V156H133ZM136 157V156H135ZM144 158L143 159H145L146 157L145 156H143ZM181 157V156H180ZM182 157H184V156H182ZM195 157V156H194ZM193 157V158H194ZM196 157H198V156H196ZM202 157V156H201ZM200 156H199V158L198 159H200L201 158ZM216 157H218L217 155H216ZM166 158V157H165ZM173 158H175V156H173ZM172 158V159H173ZM193 158H190V159H192L191 160V162L193 163V161L195 160V158L193 159ZM205 158H207L208 159V157H207V155L205 156ZM220 159H221V157H219ZM226 158V157H225ZM231 158V157H230ZM229 158V159H230ZM233 158V157H232ZM231 158V159H232ZM235 158H236V156H235ZM150 159V158H149ZM163 159V158H162ZM167 159V158H166ZM165 159V160H166ZM171 159V160H172ZM179 159V158H178ZM183 159H186V158H183ZM197 159V158H196ZM197 159V160H198ZM204 159V157L202 158V160ZM228 159V160H229ZM142 160V159H141ZM156 160V159H155ZM157 160H158V158H157ZM156 160V161H157ZM181 160H182V158H181ZM196 160V161H197ZM205 160V159H204ZM212 160V159H211ZM225 160V159H224ZM145 161V160H144ZM160 160H158L157 162H159ZM162 161V160H161ZM169 161H170V157H169ZM180 161V160H179ZM199 161V160H198ZM222 161V160H221ZM227 161V160H226ZM142 162V161H141ZM163 162V161H162ZM168 162V161H167ZM173 162H174V159H173ZM175 162H177V161H175ZM182 162H183V160H182ZM207 162V161H206ZM152 163H154V160L152 161ZM151 163V164H152ZM169 163V162H168ZM179 163V162H178ZM177 163V164H178ZM188 163H190V160H189V162ZM196 162L194 161V163L193 164H195ZM201 163V162H200ZM220 162H218V164H219ZM226 163H228V162H226ZM230 163H231V161H230ZM233 163V162H232ZM14 164H16V163H14ZM140 163H138L137 165H139ZM151 164H149L150 166H148V168L149 169H151L150 167H152L153 168V166L155 167V163L153 164V166H151ZM171 164V163H170ZM175 164V163H174ZM180 164V163H179ZM198 164V163H197ZM221 164V163H220ZM219 164V165H220ZM141 165H143V163H141ZM144 165H147V163L145 164L144 163ZM169 165V164H168ZM167 165V166H168ZM189 165V164H188ZM191 165V164H190ZM189 165V166H190ZM200 165V164H199ZM204 165H206V164H204ZM214 165V164H213ZM12 166V165H11ZM163 166H165V163H164V165ZM218 166V165H217ZM5 167H6V165H5ZM136 167V166H135ZM139 167H141V166H139ZM143 167H145V166H143ZM143 167L142 168H139V169H143ZM159 167V169H160V163H159V165H157V167H156V169ZM175 167V166H174ZM185 167V166H184ZM191 167V166H190ZM194 167V166H193ZM212 167V166H211ZM215 167H216V164H215ZM228 167V166H227ZM13 169H17V171H18V166H16V165H14V167H12ZM166 168H168V167H166ZM205 168H206V166H205ZM10 169V168H9ZM12 169V171H11V169L10 170H8L7 168L6 169H4L5 171V173H3V177H4V180L5 181H3V180H1V179H3V177L0 179L1 181H3L4 182V184H6V185H8L9 184V180H10V177H11V175H14L15 173H16V171H14ZM59 169V168H58ZM57 169V171H59ZM137 169V168H136ZM148 169V170H149ZM158 169V170H159ZM165 169V168H164ZM175 169V168H174ZM174 169H173V172H174ZM186 169V168H185ZM191 169V168H190ZM214 169H216V168H214ZM144 170H146V169H144ZM163 170V169H162ZM204 170V169H203ZM213 170V169H212ZM257 170V169H256ZM264 170V169H263ZM55 171V170H54ZM53 171V172H54ZM155 171V170H154ZM160 171H161V169H160ZM166 171H168V170H166ZM190 171V170H189ZM196 171H198V170H196ZM207 171H209V170H207ZM214 171V170H213ZM218 171H220L221 172V170H218ZM244 171V170H243ZM261 171V170H260ZM19 172V171H18ZM53 172H51V174L53 175L54 173ZM146 173H148L147 171H145ZM149 172H153V169L151 170V171H149ZM164 172V171H163ZM245 172H246V170H245ZM247 172H249V171H247ZM2 173V172H1ZM1 173H0V177H1ZM34 173V172H33ZM56 173V172H55ZM59 173V172H58ZM175 173V172H174ZM199 173V172H198ZM213 173V172H212ZM237 173H240V172H237ZM250 173V172H249ZM254 173H256L255 171L253 172L252 171V173H250V174H254ZM258 173V175L262 178V176H261V174H259L260 172H257ZM256 173V174H257ZM61 174V173H60ZM63 174V173H62ZM67 174V173H66ZM69 174H71V172H69ZM152 174V173H151ZM166 174V173H165ZM167 174H168V172H167ZM194 174V173H193ZM202 174V173H201ZM207 174V173H206ZM211 173H209V176H211L210 175ZM219 174V173H218ZM248 174V173H247ZM249 174V175H250ZM262 174H264V173H262ZM51 175V176H52ZM55 175V174H54ZM57 175V174H56ZM72 175H73V172H72ZM71 175V176H72ZM153 175V174H152ZM152 175H151V178H153L152 177ZM189 175V173L186 175V179L188 180L189 178L187 177ZM196 175V174H195ZM194 175V176H195ZM198 175V174H197ZM208 175V174H207ZM206 175V177H208L209 178V176H207ZM213 175V174H212ZM239 175H241V174H239ZM36 176V175H35ZM58 176V175H57ZM154 176V175H153ZM169 176V175H168ZM191 176V175H190ZM189 176V177H190ZM193 176V178H196V177H198V176H200V174L198 175V176H195L194 177ZM203 176V175H202ZM238 176V175H237ZM251 176V175H250ZM34 177V176H33ZM40 177V176H39ZM43 177V176H42ZM65 177H67V176H65ZM65 177H64V179L63 180H65ZM173 177V176H172ZM214 177V176H213ZM252 178H253V176H251ZM256 177V175L254 176V178H253V180H252V178H250L252 181H249L250 179H246L247 178V176H246V178L244 177V180H243V178L239 181V185H236V184H234V187H236V188H238L239 186H240V188H242V187H244L243 188V192H241V193H244V198H245V200L244 199H242V202L244 203H246V204H248V206H249V204H251V205H254V211L255 212H253V213H255V216H257V214H256V212L257 213H259V214H263L264 215V197L261 195V197L259 196V197H257V198H255L257 195H254V190H256L255 188L256 187H254V186H251V185H249V183H251V182H254L253 184L255 185V186H257L258 185V187L260 186V185H262L261 183L263 182L264 183V181L262 180L261 182H260V180H259V177L256 179L255 178ZM264 177V176H263ZM12 178V177H11ZM32 178V177H31ZM36 178V177H35ZM41 178V177H40ZM59 178V177H58ZM63 178V176L61 175V179ZM69 178V177H68ZM67 178V179H68ZM150 178V177H149ZM175 178V177H174ZM192 178V179H193ZM199 178V177H198ZM207 178V179H208ZM211 178V177H210ZM38 179V178H37ZM54 179V178H53ZM70 179H71V177H70ZM148 179V178H147ZM178 179H180V178H178ZM191 179V178H190ZM191 179V180H192ZM218 179H220L219 177H218ZM245 179H246V182H244L245 181ZM262 179H264V178H262ZM34 180V179H33ZM59 180H60V178H59ZM58 180V181H59ZM63 180H60L59 182H62ZM200 180H201V178H200ZM206 180V179H205ZM221 180H222V178H221ZM0 181V183H2ZM35 181V180H34ZM38 181V180H37ZM40 181H41V179H40ZM51 181V180H50ZM70 181V180H69ZM171 181V183L173 184V185H178V184H174V181L172 182V180H170ZM179 181V180H178ZM178 181H176V183L178 182ZM180 181H182V180H180ZM190 181V180H189ZM188 181V182H189ZM196 181V180H195ZM203 181H204V179H203ZM26 183H28L27 181H25ZM25 182L24 183H22V184H25ZM32 182V181H31ZM66 182H68V181H66ZM72 181H70V184H72L71 183ZM187 182V181H186ZM219 182V181H218ZM36 183V182H35ZM52 183V182H51ZM69 183V182H68ZM168 183L170 184V182L168 181ZM182 182H180L179 184H181ZM190 183V182H189ZM217 182H215V184H216ZM223 183V182H222ZM222 183H220V186H218L217 184V186L218 187H220L221 188V185H222ZM37 184H39V183H37ZM47 184V183H46ZM46 184H42L40 187H41V189H42V192H43V197H41V196H39V197H41V200H38V198L35 200V199H29V198H27V199H29V200H32L31 202L29 201V200H26L27 202L29 201V203H30V205H28V203L26 204V205H28V207H26V211H23L24 209L21 207V206H19L20 208L19 209H21L22 211H23V213H21V214H23V216H22V218L23 219H21V220H23V221H21V223H20V225H17L16 227H14V225H15V223H13V225H8L7 224V226L9 227L10 226V229H8V227H6L5 229H3L4 227H5V225H3V227H2V229L0 230V260L2 259L3 260V258H6L7 257V259L8 258H10V259H12V260H10V261H12V262H10L9 261V259H8V261H7V263L9 264V263H13V262H15L14 264H16V263H18V264H20V262L22 261V263L24 262H26L28 259H29V256H30V253L32 252V251H35L36 249H38V248H36V245L34 244V242H33V239H35L36 237L35 236H37V237H39V233L38 232H40V228L42 227V228H44V226H45V223L49 220V221H51V219L53 220V218L54 217H56V215H58V212H57V208L54 206V203H56V201H58V200H60V196H61V193H64V195H65V192H66V190H64V192H60V190H56V188H57V186H56V183L54 184L53 183V185H46ZM58 184V183H57ZM61 184V183H60ZM63 184V183H62ZM138 184V183H137ZM195 184V183H194ZM209 184H212V183H209ZM219 184V183H218ZM242 184H244V185H242ZM30 184L28 183V186H29ZM139 185H141V183H139ZM182 185V184H181ZM187 185H189L188 183H187ZM187 185H186V187L185 188H188L187 187ZM236 185V186H235ZM249 186V188H247V187H245V186ZM5 186V185H4ZM24 186V185H23ZM26 186V185H25ZM32 186V185H31ZM59 186V185H58ZM64 186H66V185H64ZM134 186H136V185H134ZM238 186V187H237ZM17 187H19V190L21 189L20 188V185L19 186H17ZM70 186H68L67 188H69ZM143 187V186H142ZM172 187V186H171ZM171 187H169L170 189H171ZM174 187V186H173ZM173 187H172V192L175 190V191H177L176 189H173ZM192 187H194V185L192 186ZM191 187V188H192ZM211 187H213V185L211 186ZM215 187V186H214ZM213 187V188H214ZM233 187V186H232ZM231 187V188H232ZM263 187V186H262ZM1 188V187H0ZM6 188V187H5ZM22 188H24V187H22ZM26 189L28 188L27 186L25 187ZM36 188V187H35ZM59 188H60V186H59ZM63 188V187H62ZM65 188V187H64ZM67 188H65V189H67ZM73 188V187H72ZM180 188H183V187H180ZM18 189V188H17ZM32 189L33 188H29V190H30V193H31V191H32ZM70 189V188H69ZM68 189V190H69ZM133 189V188H132ZM225 189V188H224ZM233 189V188H232ZM245 189V190H244ZM25 190V189H24ZM28 190V191H29ZM186 190V189H185ZM185 190H179L180 192H183V191H185ZM207 190V189H206ZM263 190V189H262ZM261 190V191H262ZM16 191H18V190H16ZM34 191V190H33ZM37 191H39V190H37ZM70 191V198H71V190H69ZM69 191H67L68 193H69ZM77 191V190H76ZM133 191H135V188L133 189ZM209 191V189L207 190V192ZM233 191H235V188H234V190ZM239 191V190H238ZM18 192H20V194L19 195H21V193H24L23 191L21 192V190L20 191H18ZM35 192H36V190H35ZM74 192V191H73ZM72 192V193H73ZM170 191H168V193H169ZM179 192V193H180ZM210 192V191H209ZM214 192V191H213ZM213 192H210V193H213ZM218 192V191H217ZM250 192L253 194V196H255L254 198L255 199H257V200H254V198L252 199V195L250 194ZM28 193V192H27ZM34 192H32V194H33ZM135 193H138L139 194V191L138 192H135ZM206 193V192H205ZM216 193V192H215ZM214 193V194H215ZM227 193V192H226ZM26 194V193H25ZM32 194L30 195V197L32 196ZM57 194H60V196L59 197H57ZM132 194H134V193H132ZM137 194V195H138ZM170 194L171 193H169V196H170ZM173 194H175V193H173ZM209 194V193H208ZM208 194H206V196L208 195ZM220 194V193H219ZM227 194H229V193H227ZM231 194H233V193H231ZM235 194V193H234ZM233 194V195H234ZM29 194H27L26 196H28ZM36 195V194H35ZM131 195V194H130ZM136 195V194H135ZM164 196L166 195H168V194H163ZM172 195V194H171ZM233 195H231V196H233ZM236 195H237V193H236ZM24 197V195L22 194L21 195V197ZM77 196V195H76ZM132 196V195H131ZM134 196V195H133ZM132 196V197H133ZM178 196V195H177ZM189 195H187V197H188ZM216 196H217V194H216ZM252 196V197H251ZM20 197V198H21ZM29 197V196H28ZM37 197V196H36ZM74 197H75V195H74ZM79 197V196H78ZM131 197V198H132ZM168 197V196H167ZM174 197H175V195H174ZM173 197V198H174ZM181 197V196H180ZM214 197V196H213ZM219 197H220V195H219ZM240 197H243L242 195L240 196ZM262 197H263V199H262ZM24 198H26V197H24ZM33 198V197H32ZM34 198H35V196H34ZM69 198V197H68ZM72 198H73V196H72ZM163 198V197H162ZM161 198V199H162ZM178 198H179V196H178ZM183 198V197H182ZM193 198V197H192ZM226 199H228L227 197H225ZM237 198V197H236ZM259 198V199H258ZM65 199H67L66 198V195H65ZM185 199H186V197H185ZM187 199H189V197L187 198ZM191 199V198H190ZM218 199V198H217ZM232 199V198H231ZM248 199L250 200L251 199V202H248ZM17 200H19V198L17 199ZM22 200V199H21ZM61 200H62V198H61ZM61 200H60V202H61ZM72 200V199H71ZM169 200H170V198H169ZM216 200V199H215ZM237 200V199H236ZM240 200V199H239ZM244 200V201H243ZM254 200V201H253ZM23 201V200H22ZM21 201V202H22ZM68 201H70V199L68 200ZM75 201V200H74ZM78 201H81V200H78ZM140 201V200H139ZM163 201V200H162ZM164 201L166 202V198L164 199ZM163 201V202H164ZM181 201H182V199H181ZM185 201H188V200H185ZM190 201V200H189ZM217 201V200H216ZM216 201H214V203L216 202ZM226 201V200H225ZM238 201V200H237ZM66 202H67V200H66ZM65 202V203H66ZM82 202V201H81ZM109 202V201H108ZM107 202V203H108ZM132 202V201H131ZM138 202V201H137ZM143 202V201H142ZM160 202V201H159ZM164 202V203H165ZM167 202H168V200H167ZM175 202H177V201H175V198H174V203ZM180 202V201H179ZM178 202V203H179ZM182 202H184V201H182ZM218 202H220V200L218 201ZM217 202V203H218ZM239 202V201H238ZM19 203V202H18ZM59 203V202H58ZM63 203V202H62ZM61 203V204H62ZM68 203V202H67ZM73 203V202H72ZM71 203V204H72ZM129 203V202H128ZM136 203V202H135ZM139 203V202H138ZM177 203V204H178ZM185 203H187V202H185ZM188 203H190V202H188ZM193 203V202H192ZM201 203H204V202H201ZM200 203V204H201ZM243 203H241V201H240V204H243ZM19 204H21V203H19ZM18 204V205H19ZM23 204H24V202H23ZM57 204V203H56ZM76 204H77V206H78V204H80L79 202L77 203L76 202ZM127 204V203H126ZM132 204V203H131ZM130 204V205H131ZM144 204V203H143ZM147 204V203H146ZM145 204V205H146ZM159 204H161V203H159ZM170 204H171V202H170ZM170 204H168L169 205V207H170ZM182 204V203H181ZM184 204V203H183ZM183 204L181 205V208H184V206H183ZM226 204V203H225ZM25 205V204H24ZM23 205V206H24ZM25 205V206H26ZM59 205H60V203H59ZM65 205H67V204H65ZM69 205V204H68ZM87 205V204H86ZM129 205V204H128ZM164 205V204H163ZM166 203H165V205H164V207H166ZM167 205V206H168ZM185 205H188V204H185ZM215 205V204H214ZM236 205H237V203H236ZM250 205V206H251ZM24 206V207H25ZM71 206H74V205H71ZM76 206V207H77ZM84 205H82L81 207H83ZM135 206H137V205H135ZM143 206V205H142ZM162 206V205H161ZM180 206V205H179ZM194 206V205H193ZM200 206V205H199ZM220 206V205H219ZM224 206V205H223ZM222 206V207H223ZM243 206V205H242ZM244 206H245V204H244ZM16 207H18L17 205L15 206V208ZM58 207V206H57ZM63 207L65 208V206L63 205ZM62 207V208H63ZM76 207H74V208H76ZM127 207V206H126ZM163 207V206H162ZM169 207H167V208H169ZM174 207V206H173ZM178 207V206H177ZM185 207H187V206H185ZM191 206H189V208H190ZM195 207V206H194ZM213 207H215V206H213ZM232 207V206H231ZM5 208H7V207H5ZM12 209H14V207H11ZM59 208H60V206H59ZM58 208V209H59ZM68 208V207H67ZM109 208H111V207H109ZM166 208V209H167ZM188 208V209H189ZM224 208V207H223ZM225 208H226V206H225ZM225 208H224V210H225ZM228 208V207H227ZM234 208V207H233ZM251 208H252V206H251ZM250 208V209H251ZM4 209V208H3ZM2 209V210H3ZM77 209H78V207H77ZM76 209V210H77ZM129 209V208H128ZM128 209H126V210H128ZM163 209H165V208H163ZM165 209V210H166ZM177 209V208H176ZM198 209H200V207L198 208ZM241 209V208H240ZM245 209V208H244ZM2 210H1V212H2ZM16 210H18L17 208L15 209V211ZM65 210V209H64ZM68 210V209H67ZM73 210V209H72ZM79 210H80V208H79ZM82 210H84L85 211V209H82ZM81 210V211H82ZM103 210V209H102ZM172 210V209H171ZM187 210V209H186ZM193 210V209H192ZM228 210V209H227ZM230 210H231V208H230ZM249 210V209H248ZM248 210H247V212H248ZM14 211V210H13ZM19 211V210H18ZM17 211V212H18ZM21 211V212H22ZM70 212H71V210H69ZM83 211V212H84ZM87 211H88V209H87ZM110 211V210H109ZM129 211V210H128ZM128 211H126V212H128ZM161 211H162V209H161ZM164 211V210H163ZM167 211H168V209H167ZM173 211V210H172ZM177 211H178V209H177ZM181 211H182V209H181ZM189 212H190V210H188ZM204 211V210H203ZM212 211V210H211ZM217 211V210H216ZM220 211H223V209L221 210L220 209ZM251 211H253L252 209H251ZM250 211V212H251ZM4 212H6L5 213V215L7 214V212H8V210L7 211H5V210H3V213ZM9 212H10V209H9ZM9 212H8V215H9ZM16 212V216L19 214V212L17 213ZM60 212V211H59ZM63 212H67V211H63ZM63 212H62V214H63ZM80 212V211H79ZM102 212V211H101ZM179 212H180V210H179ZM179 212H176L175 214H180ZM188 212V213H189ZM227 212V211H226ZM246 212V211H245ZM249 212V213H250ZM11 214H12V216L13 217H15L14 215H13V213L12 212H10ZM64 213V214H65ZM85 213H87V212H85ZM103 213V212H102ZM129 213V212H128ZM164 213V212H163ZM172 213V212H171ZM183 213V212H182ZM184 213H186V212H184ZM184 213H183V215H184ZM193 213V212H192ZM205 213H207V212H205ZM205 213H203V215L205 214ZM234 213V212H233ZM252 213V212H251ZM250 213V214H251ZM253 213H252V215H253ZM21 214H19V216L21 215ZM70 214V213H69ZM75 211H73L72 213H71V217L69 216L68 218H71L70 219V221L66 218V220L67 221H69L70 223H68L69 225H71L72 224V226L74 225H76V226H80L78 223H77V220H76V222L74 221L75 219L73 218L74 216H75ZM161 214H162V212H161ZM175 214H173V215H175ZM190 214V213H189ZM258 214V215H259ZM5 215H3L4 217H5ZM59 215H60V213H59ZM58 215V216H59ZM66 215H68V214H66ZM65 215V216H66ZM77 215V214H76ZM81 215V214H80ZM87 215V214H86ZM164 215V214H163ZM162 215V216H163ZM166 215V214H165ZM164 215V216H165ZM172 215V214H171ZM197 215H199V214H197ZM197 215H195V218H196V216ZM201 215V214H200ZM220 214H218L217 215V212L215 213V211H214V213H211L210 211H209V213L206 215V217L207 218H211V219H205V220H211L212 221V218L214 219V217L216 218V216H219ZM229 215V214H228ZM232 215V214H231ZM249 215V214H248ZM12 216H9V217H12ZM62 215H60L59 217H61ZM78 216V215H77ZM89 216V215H88ZM128 216V215H127ZM161 216V217H162ZM169 216V215H168ZM175 216H177V215H175ZM186 216V215H185ZM190 216H192V214H190ZM189 216V217H190ZM261 216V215H260ZM8 217V218H9ZM13 217H12V220H13ZM21 217V216H20ZM19 217V218H20ZM58 217V218H59ZM76 217V216H75ZM79 217V216H78ZM78 217H76V218H78ZM109 217V216H108ZM172 217V216H171ZM181 217H182V215H181ZM200 217V216H199ZM199 217H197L198 219H199ZM202 217V216H201ZM220 217V216H219ZM223 217V216H222ZM249 217V216H248ZM251 217V216H250ZM262 217V216H261ZM6 218H7V216H6ZM18 218V217H17ZM16 218V219H17ZM57 218V217H56ZM84 218V217H83ZM87 218V217H86ZM166 218V217H165ZM164 218V219H165ZM170 218V217H169ZM184 218V217H183ZM183 218H180V220H182ZM188 218V217H187ZM193 218H194V215H193ZM194 218V219H195ZM258 218V217H257ZM176 219V218H175ZM178 219V218H177ZM177 219H176V221H177ZM190 219H192V218H190ZM194 219H193V221H194ZM218 218H216V220H217ZM223 219L224 218H220V219H218V220H221V221H223ZM227 219V218H226ZM226 219H225V221H226ZM256 219V218H255ZM260 219V218H259ZM4 220H6V219H4ZM12 220H9L8 221V223L10 222V221H12ZM18 220V219H17ZM57 220V219H56ZM64 220H65V218H64ZM87 220H89V219H87ZM169 221L170 219H165V221ZM173 220V219H172ZM196 220V219H195ZM216 220H215V222H216ZM258 220V219H257ZM7 221V220H6ZM19 221V220H18ZM17 221V223H19ZM61 221H62V218H61ZM90 221V220H89ZM97 221V220H96ZM161 221H163L162 219H161ZM167 221H166V225H167ZM171 221V220H170ZM175 221V220H174ZM204 221V220H203ZM207 221H205V222H207ZM221 221H219V223L221 222ZM227 221H228V219H227ZM254 221V220H253ZM262 221V220H261ZM12 222H14V221H12ZM15 222H16V220H15ZM54 222H56V221H54L53 220V223ZM59 222V221H58ZM66 222V221H65ZM79 222H81V221H79ZM83 222V221H82ZM110 222H111V220H110ZM178 222H179V220H178ZM178 222H176L175 224L176 225H183L184 223V221L182 222V223H180V224H178ZM200 222V221H199ZM198 221H196L195 223H199ZM229 222H231V219H230V221ZM255 222V221H254ZM258 222V221H257ZM4 223H6L5 221H4ZM3 223V224H4ZM50 224H52L51 222H49ZM86 223V222H85ZM172 223H174L173 221H172ZM186 223V222H185ZM188 223V222H187ZM209 223H211L210 221H209ZM213 223H214V220H213ZM225 223V222H224ZM10 224V223H9ZM163 224V223H162ZM190 224H192V223H190ZM194 224V223H193ZM200 224V223H199ZM222 224V223H221ZM228 224V223H227ZM234 224V223H233ZM44 225V226H43ZM46 225H48V222H47V224ZM82 225V224H81ZM86 225H88V224H86ZM90 225V224H89ZM89 225H88V227H89ZM106 225V224H105ZM161 225V224H160ZM171 225V224H170ZM174 225V224H173ZM176 225H175V227H176ZM208 225H210V224H208ZM212 225V224H211ZM11 226H13V227H11ZM64 226H66V225H64ZM68 226V225H67ZM73 226V227H74ZM96 226H97V224H96ZM108 226V225H107ZM162 226V225H161ZM165 226V225H164ZM172 226V225H171ZM179 226V227H180ZM194 226H195V224H194ZM198 226V225H197ZM205 226H207L206 225V223H205ZM216 226H218V225H216ZM231 226V225H230ZM229 226V227H230ZM47 227V226H46ZM45 227V228H46ZM48 227H49V225H48ZM51 227V229H53L52 228V225L50 226ZM50 227H49V229H50ZM83 227V230L85 229L86 230V228H84V226H82ZM81 227V228H82ZM91 228H94V227H92V226H90ZM89 227V228H90ZM168 227H170V226H168ZM167 227V228H168ZM172 227H174V226H172ZM178 227V226H177ZM184 227H185V225H184ZM201 227V226H200ZM236 227H237V225H236ZM44 228V229H45ZM61 228V227H60ZM75 228H77V227H75ZM81 228H79L78 227V229H81ZM90 228V229H91ZM98 228V227H97ZM100 228V227H99ZM163 228V227H162ZM181 228V227H180ZM179 228V229H180ZM182 228H183V226H182ZM207 228H208V226H207ZM216 228V227H215ZM223 228V227H222ZM227 228V227H226ZM231 228H232V226H231ZM50 229V230H51ZM55 229V228H54ZM64 229V228H63ZM62 229V230H63ZM69 229V228H68ZM70 229H72V228H70ZM170 229H172V228H170ZM169 229V230H170ZM177 229V231H179V229L178 228H176ZM185 229V228H184ZM197 229V228H196ZM211 230H213V231H215V229L213 228L212 229V227L210 228ZM218 229V228H217ZM220 229V228H219ZM235 229H237V228H234V230ZM50 230H48V231H50ZM56 230V231H55ZM55 230H53V231H55V232H53V231H50L51 233H57L58 234V232L57 231H59L58 229H55ZM72 230H74V229H72ZM84 230V231H85ZM96 230V229H95ZM100 230H103V229H99L98 231L100 232ZM104 230H106V229H104ZM208 230H209V228H208ZM208 230H207V232H208ZM221 230V229H220ZM224 230H225V227H224ZM229 230H231V229H228L227 228V233L229 232ZM233 230V229H232ZM43 232H45L44 230H42ZM46 231H47V228H46ZM75 231H76V229H75ZM87 231V230H86ZM85 231V232H86ZM162 231V230H161ZM171 231V230H170ZM176 231V230H175ZM174 231V232H175ZM176 231V232H177ZM185 231H187V230H185ZM184 231V232H185ZM217 231V230H216ZM215 231V232H216ZM219 231V230H218ZM222 231V230H221ZM42 232V233H43ZM49 232V233H50ZM82 232V231H81ZM84 232V233H85ZM88 232V231H87ZM91 232V231H90ZM89 232V233H90ZM94 232L95 231H93V235L94 236H96L95 234H94ZM105 232V231H104ZM168 231H166V233H167ZM172 232V231H171ZM170 232V233H171ZM179 232H181V231H179ZM189 232V231H188ZM210 232L211 231H209V233L208 234H210ZM233 232V231H232ZM48 233V232H47ZM48 233V234H49ZM67 233V232H66ZM69 233H72V232H69ZM83 233V232H82ZM92 233V232H91ZM162 233V232H161ZM161 233H160V235H161ZM164 233H165V231H164ZM162 234V237L160 236V238H159V241L157 240L156 242H164V244H165V242H168L169 240H167V241H165V239H166V237H164L163 235H165V234ZM169 233V232H168ZM170 233L169 234H167L168 235V237L169 236H171L170 235ZM190 233H191V228H190ZM217 233V232H216ZM221 233H223V231L222 232H218L217 234H221ZM38 234V235H37ZM73 234H74V232H73ZM78 234V233H77ZM86 234V233H85ZM97 234H98V232H97ZM106 234V233H105ZM178 234L180 235V233H178L177 232V234L175 233V234H173V236L174 235H176V236H178ZM182 234V233H181ZM215 234V233H214ZM214 234H211V235H213V236H217V234L216 235H214ZM232 233H230V235H231ZM44 235V234H43ZM52 235V234H51ZM67 235V234H66ZM166 235V236H167ZM218 235V238L220 237ZM226 235V234H225ZM53 236V235H52ZM72 236V235H71ZM75 236V235H74ZM89 236H92V235H89ZM94 236H92L90 239H86V238H84V239H86V240H84V242H82V244H89L90 243V245H92V247L94 246L93 244H91L92 242H93V240L95 239V237ZM203 236H205V235H203ZM224 235H221V238H219V240H222V237H223ZM35 237V238H34ZM105 237V236H104ZM164 237V239H162V241L160 240L161 238H163ZM172 237V236H171ZM170 237V239H172ZM175 237V236H174ZM173 237V239H175V241H176V239L177 238H179V237H177V238H174ZM183 237V236H182ZM206 237H207V235H206ZM212 237V236H211ZM211 237H210V239H211ZM225 237V238H224ZM223 238H224V240H222V241H226L225 239L226 238H228L229 237V235H227V236H224ZM233 237V236H232ZM57 238V237H56ZM59 238V237H58ZM65 238H67V237H65ZM80 238V237H79ZM102 238H103V236H102ZM208 239H207V241L209 240L210 241V239H209V235H208V237H207ZM230 238V237H229ZM37 239V238H36ZM35 239V240H36ZM75 239V238H74ZM168 239V238H167ZM181 239V238H180ZM180 239H178V240H180ZM185 238H183L182 239V241L184 240ZM187 239V238H186ZM189 239H191V238H189ZM215 239V238H214ZM62 240H63V238H62ZM61 240V241H62ZM69 240H70V238H69ZM68 239H67V241H69ZM79 240V239H78ZM99 240H101V239H99ZM99 240H98V242H99ZM192 240H193V238H192ZM202 240V239H201ZM201 240H199V241H201ZM206 239H204V240H202V241H205ZM215 240H217V239H215ZM219 240H217V241H219ZM228 240V239H227ZM56 241V240H55ZM73 241V240H72ZM171 241V240H170ZM182 241H180L181 242V246H182V244L183 243H185L187 240H185L184 242H182ZM191 241V240H190ZM201 241V242H202ZM57 242V241H56ZM65 241H63V243H64ZM179 242V243H180ZM194 242V241H193ZM214 243H210L211 245H210V247L213 245V244H215L216 243V241H213ZM230 241L228 240V243H227V241H226V244L227 245H229L230 243H229ZM59 243H61V242H59ZM72 243V242H71ZM96 243V242H95ZM132 243V242H131ZM170 243V242H169ZM168 243V246H166V247H169L170 245H172V243L171 244H169ZM176 243L178 244V242L176 241ZM187 243H189L188 241H187ZM200 243V242H199ZM209 243H207V244H209ZM225 243V242H224ZM74 244V243H73ZM72 244V245H73ZM97 244V243H96ZM163 243H162V245H164ZM167 244V243H166ZM174 244H175V242H174ZM176 244V246H178ZM190 244H192V243H189V246H190ZM203 243H201V245H202ZM205 244H206V242H205ZM217 244V243H216ZM216 244L215 245H213V246H216ZM222 244H223V242H222ZM226 244H224V246L226 245ZM61 245V244H60ZM128 245V244H127ZM158 245H159V243H158ZM161 245V244H160ZM195 245V244H194ZM218 245H220V244H218ZM217 245V246H218ZM64 247H65V245H63ZM87 246V245H86ZM180 246V247H181ZM204 246H206V245H204ZM221 246V245H220ZM64 247H62V249L64 248ZM67 247V246H66ZM65 247V248H66ZM144 247V246H143ZM186 248H188L187 246H185ZM201 246H199V248H200ZM208 247V246H207ZM219 247V246H218ZM226 247H228V246H225V249L227 250V248ZM233 247V246H232ZM232 247H230V248H232ZM85 248H87V247H85ZM88 248H89V246H88ZM94 248V247H93ZM124 248V247H123ZM130 248V247H129ZM128 248V249H129ZM173 249H175L174 251H177L176 250V248H174V247H172ZM184 248V247H183ZM182 248V249H183ZM190 249H192V247H189ZM202 248V247H201ZM223 248V247H222ZM229 247H228V249H230ZM52 249V248H51ZM57 249V248H56ZM131 249V248H130ZM214 249V248H213ZM57 250H59V249H57ZM61 250V249H60ZM80 250V248L77 250V251H79ZM127 250V249H126ZM162 250H163V248H162ZM169 250H171V249H168V252L167 253H169ZM179 250H180V248H179ZM188 250V249H187ZM186 249H183V251H187ZM194 250V249H193ZM197 250V249H196ZM196 250H194V251H196ZM202 250V249H201ZM211 250H212V248H211ZM219 250V252L221 251H223L224 252V249H218ZM232 250L233 251H231V249L229 250V251H231V252H234L235 251V249H233L232 248ZM70 251V250H69ZM143 251V250H142ZM161 251V250H160ZM205 251V250H204ZM208 251V250H207ZM228 251V250H227ZM228 251V252H229ZM40 252H41V250H40ZM47 252V251H46ZM52 251L50 250L49 251V253H51ZM61 251H54V253L53 254H50V255H46V253L45 254H43V252L41 253V254H43V255H41L40 256V260H41V262H42V264H46V263H50V262H55L54 264H57V258H58V256L61 254L60 253ZM65 252V251H64ZM74 252V251H73ZM81 252V251H80ZM131 252V251H130ZM145 252V251H144ZM143 252V253H144ZM171 252V251H170ZM188 252H191V253H193V251L191 250V251H188ZM212 252H214V251H212ZM211 252V253H212ZM218 252V251H217ZM221 252H220V254H221ZM230 252V253H231ZM75 253V252H74ZM125 253H127L126 251H125ZM177 252H175V254H176ZM184 253V252H183ZM195 253V252H194ZM194 253H193V255H194ZM197 253H200V251H197ZM195 254V256L196 255H198V254ZM208 253V252H207ZM80 254V253H79ZM129 254V253H128ZM130 254H132V252L130 253ZM160 254H162V253H160ZM180 254V256H181V253H179ZM201 255H203L204 253L202 252V253H200ZM228 255H230L229 253H227ZM63 254H61V256H62ZM64 255H66V254H64ZM126 255V254H125ZM164 255H167V254H165L164 253ZM164 255H161V256H164ZM170 255H171V253H170ZM177 255H178V253H177ZM191 255V254H190ZM188 256V257H190L191 259H194V257L195 256ZM208 256L209 255V257H212V256H210V254H206L205 253V255H204V257H203V259L205 258V256ZM217 254H215V256L214 257H217V258H219V257H221L222 258V255L224 256V254L222 253V255H218V256H216ZM232 255V254H231ZM68 256V255H67ZM77 256V255H76ZM128 256V255H127ZM172 256H174V255H172ZM183 257L185 256L184 254L182 255ZM186 256H187V253H186ZM199 256V255H198ZM198 256H196L195 257V263L196 264H198V260L200 259H198ZM60 257V256H59ZM71 257H73V256H71ZM120 257V256H119ZM124 257V256H123ZM129 257V256H128ZM167 257H171V256H169V255H167ZM167 257H165V258H167ZM177 257V256H176ZM193 257V258H192ZM200 257V256H199ZM202 257V256H201ZM209 257H206L207 258V261L208 262H210V260H212L210 263L212 264V263H215V262H217V261H220V258H219V260H215V259H217V258H215L214 259V257H212V259H210ZM63 258H64V256H63ZM67 258V257H66ZM95 258H96V256H95ZM172 258V257H171ZM180 258V257H179ZM205 258V259H206ZM209 258V259H208ZM224 258H225V256H224ZM224 258H222V259H224ZM6 259V260H7ZM37 259H38V257H37ZM59 259V258H58ZM89 259V258H88ZM120 259V258H119ZM124 259V258H123ZM181 259H183L182 257H181ZM202 259V261H204ZM222 259H221V261H222ZM1 260V261H2ZM61 260H62V258H61ZM162 260H164V259H162ZM168 260V259H167ZM166 260V261H167ZM171 260V259H170ZM173 260H178V259H174L173 258ZM184 260V259H183ZM183 260H181V262L183 261ZM186 260V259H185ZM197 260V261H196ZM227 260V259H226ZM82 261V260H81ZM124 261V260H123ZM201 261V259L199 260V262ZM214 261V262H213ZM3 262H5L4 260L2 261V263ZM60 262V261H59ZM180 262V263H181ZM187 261H185V263H186ZM37 263V262H36ZM80 263V262H79ZM84 263V262H83ZM116 262H114V264H115ZM118 263V262H117ZM116 263V264H117ZM161 263V262H160ZM163 263H166V262H162V264ZM182 263H184V261L182 262ZM181 263V264H182ZM190 263H194L193 261L191 262L190 261ZM201 263V262H200ZM199 263V264H200ZM6 264V263H5ZM59 264V263H58ZM112 264V263H111ZM131 264V263H130ZM167 264V263H166ZM202 264V263H201ZM220 264V263H219ZM221 264H224V262L223 263H221ZM253 264H256V263H253Z\"/></svg>",
  "mask_w": 264,
  "mask_h": 264
}]
</instances>
